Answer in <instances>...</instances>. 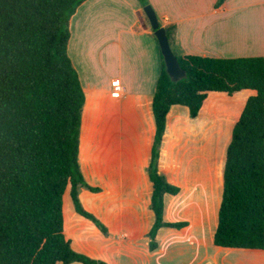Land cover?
<instances>
[{"label": "crops", "instance_id": "crops-1", "mask_svg": "<svg viewBox=\"0 0 264 264\" xmlns=\"http://www.w3.org/2000/svg\"><path fill=\"white\" fill-rule=\"evenodd\" d=\"M147 1L161 27L173 29L177 56L264 57V0ZM144 7L139 0H88L70 22L69 55L86 95L79 164L89 188L79 199L108 234L78 213L69 215L68 190L66 237L76 253L106 264H264V251L214 245L227 151L251 90L209 92L196 118L186 106L171 107L158 170L179 192L165 196L163 220L185 226L160 228L157 247H150L153 104L164 58Z\"/></svg>", "mask_w": 264, "mask_h": 264}, {"label": "trees", "instance_id": "trees-1", "mask_svg": "<svg viewBox=\"0 0 264 264\" xmlns=\"http://www.w3.org/2000/svg\"><path fill=\"white\" fill-rule=\"evenodd\" d=\"M87 1L0 0V264H106L76 253L65 234L68 190L77 213L108 234L79 199L89 188L79 164L86 95L69 44L70 22ZM177 57L187 79L173 83L163 62L154 96L150 247L160 228L185 226L163 220L165 196L179 192L158 170L171 107L186 106L196 118L209 92L251 90L227 151L214 245L264 251V57Z\"/></svg>", "mask_w": 264, "mask_h": 264}, {"label": "water", "instance_id": "water-1", "mask_svg": "<svg viewBox=\"0 0 264 264\" xmlns=\"http://www.w3.org/2000/svg\"><path fill=\"white\" fill-rule=\"evenodd\" d=\"M144 11L159 42L162 56L164 58L166 72L171 81L177 84L187 79V72L182 69L179 59L172 49L167 29L165 27H161L155 10L151 5H148L144 8Z\"/></svg>", "mask_w": 264, "mask_h": 264}, {"label": "rangeland", "instance_id": "rangeland-1", "mask_svg": "<svg viewBox=\"0 0 264 264\" xmlns=\"http://www.w3.org/2000/svg\"><path fill=\"white\" fill-rule=\"evenodd\" d=\"M82 199L84 200V202L87 203L86 197L84 195L82 196ZM68 213H69V215L75 214V213L77 214V211H76V208H75V205H74V202L72 199H70V202H69Z\"/></svg>", "mask_w": 264, "mask_h": 264}, {"label": "built area", "instance_id": "built-area-1", "mask_svg": "<svg viewBox=\"0 0 264 264\" xmlns=\"http://www.w3.org/2000/svg\"><path fill=\"white\" fill-rule=\"evenodd\" d=\"M115 91H116V92H121V91H122V87H121L120 85L117 84V85L115 86Z\"/></svg>", "mask_w": 264, "mask_h": 264}]
</instances>
